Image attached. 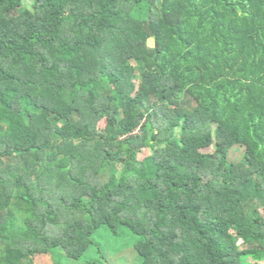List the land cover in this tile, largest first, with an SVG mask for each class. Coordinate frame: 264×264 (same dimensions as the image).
<instances>
[{
  "label": "trees",
  "instance_id": "1",
  "mask_svg": "<svg viewBox=\"0 0 264 264\" xmlns=\"http://www.w3.org/2000/svg\"><path fill=\"white\" fill-rule=\"evenodd\" d=\"M101 227L264 264V0H0V264Z\"/></svg>",
  "mask_w": 264,
  "mask_h": 264
},
{
  "label": "rangeland",
  "instance_id": "2",
  "mask_svg": "<svg viewBox=\"0 0 264 264\" xmlns=\"http://www.w3.org/2000/svg\"><path fill=\"white\" fill-rule=\"evenodd\" d=\"M233 156L236 158L239 153ZM93 240V245L81 259H72L62 249H57L51 255L40 256L38 264H142V258L135 249L139 237L127 228L120 227L117 234H113L108 228L101 227Z\"/></svg>",
  "mask_w": 264,
  "mask_h": 264
}]
</instances>
